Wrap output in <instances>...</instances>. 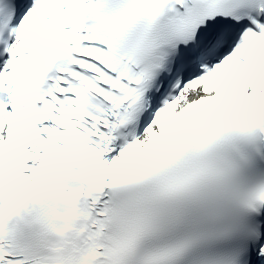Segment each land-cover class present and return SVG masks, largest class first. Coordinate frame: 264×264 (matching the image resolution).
Returning a JSON list of instances; mask_svg holds the SVG:
<instances>
[{"label": "snow or ice", "instance_id": "6c2138e0", "mask_svg": "<svg viewBox=\"0 0 264 264\" xmlns=\"http://www.w3.org/2000/svg\"><path fill=\"white\" fill-rule=\"evenodd\" d=\"M257 157L264 0H0V264L66 164L43 264H264Z\"/></svg>", "mask_w": 264, "mask_h": 264}, {"label": "clouds", "instance_id": "9594fccd", "mask_svg": "<svg viewBox=\"0 0 264 264\" xmlns=\"http://www.w3.org/2000/svg\"><path fill=\"white\" fill-rule=\"evenodd\" d=\"M8 151L13 154L15 148ZM65 166L70 170L61 171L59 178L31 201L6 202V214L22 234L27 264H43L44 258L55 253L68 234L65 220L71 206L61 194L71 192L79 184L80 175L70 164Z\"/></svg>", "mask_w": 264, "mask_h": 264}]
</instances>
